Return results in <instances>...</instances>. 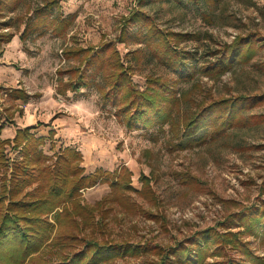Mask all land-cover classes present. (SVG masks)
Listing matches in <instances>:
<instances>
[{"label":"rangeland","instance_id":"obj_1","mask_svg":"<svg viewBox=\"0 0 264 264\" xmlns=\"http://www.w3.org/2000/svg\"><path fill=\"white\" fill-rule=\"evenodd\" d=\"M12 1L0 0V35H14L0 45L2 139L11 136L16 123L35 119L32 132H46L48 164L71 141L83 154L86 173L120 167L132 172L135 191L108 200L107 228L99 225L91 239L134 251L106 264H189L184 248L197 238L205 257L197 249L190 264H264V0H60L52 16L73 19L68 34L55 37L50 28L25 41L26 24L46 0H20L9 11ZM238 37L254 43L250 63H234L227 74L208 76L206 68L227 55ZM105 44L119 52L139 91L162 84L157 98L165 113L171 111L167 124L129 129L127 109L125 114L119 110L130 104L133 112L140 104L130 103L133 97L125 99L124 93L113 103L103 98L102 88L111 91L114 71L109 67H90L86 76L89 82L95 76L94 83L79 94L56 95L60 78H70L58 70L80 68L79 61L64 59V49ZM11 88L29 92L28 107L13 96L1 101L5 90L14 94ZM240 97L248 100L232 119L227 120V111L216 110L206 128L189 125L213 102ZM55 119H73L76 137L56 133L50 139L48 124ZM94 139L99 144L90 151ZM18 152L11 145L6 149L10 159ZM5 174L2 169L0 187ZM143 176L148 180L142 182ZM110 192L108 184H98L83 192V203L95 206ZM62 242L71 247L47 249L45 259L35 256L26 264H58L85 245L72 236ZM171 248L181 255L170 254Z\"/></svg>","mask_w":264,"mask_h":264},{"label":"trees","instance_id":"obj_2","mask_svg":"<svg viewBox=\"0 0 264 264\" xmlns=\"http://www.w3.org/2000/svg\"><path fill=\"white\" fill-rule=\"evenodd\" d=\"M19 1L13 0L9 11H12ZM59 3L60 0H46L42 7H38L35 10V19H30L26 24L21 39L25 41L32 33H39L40 37L44 36L49 33L50 28H52L55 37L67 35L73 19L52 16L54 8H57ZM13 36L12 33L1 34L0 45L10 42ZM65 49L64 59L72 60L75 63L79 61L80 68L58 70V74L61 76L65 73L70 75L68 82L63 81L62 77L60 78L58 94L63 96L68 92L79 94L82 89L89 88L94 83L91 79L95 76L89 77L90 82L86 76L90 67L94 66L95 68L96 66V70L97 67L100 70L109 67L114 71L111 75V91L105 93V89L102 88L103 98L113 103L119 96L118 94L124 93L125 99L133 97L130 103L140 104L133 112L128 110L130 104H126L119 110L120 113L125 114L127 109L128 116L125 114L124 119L129 129L138 125L144 126V128H149L152 125H165L172 118L171 111L165 113L160 107V99L157 98L161 90L164 89L162 84H156V88L139 91L132 84L131 69L125 67L119 57V52L112 50V46L109 44L102 45L97 49L73 47ZM172 49L174 54L178 53L176 48ZM228 49L227 55L206 68L205 73L208 76L215 73L219 76L227 74L234 63L249 64L256 53L254 43L244 37H238L228 46ZM105 54L106 57H103ZM150 83L153 84L152 80L148 79V84ZM172 92L175 91L172 90ZM12 93L18 94V98L28 97L23 90H13ZM140 99L144 106L139 101ZM247 100L245 97H240L213 102L204 107L189 125H194L198 131L206 128L215 121L212 119L216 110L227 111L229 113L227 120H230L234 117L236 109L245 104ZM177 102L178 100H175V104ZM8 123H12V121ZM4 128L3 114L0 112V171L5 169L6 172L5 183L0 187V209H2L0 264H26L28 261L34 260L35 256L38 259H45L44 251L47 249L71 247L65 244L66 242H62V239L70 236L76 243L85 242V245L71 258H62L58 264H106L112 259L131 254L134 251V248L129 245L124 247L123 244L120 246L119 244L99 243L91 239L98 227L107 228L104 205L108 200H120L124 191H135L131 181L133 175L130 170L120 167L113 172L96 169L92 173H86L82 166L83 154L73 147L60 148V151L54 155L55 162L50 165L48 164L50 158L43 150L48 140L45 136H38L32 132L33 127H28L18 129L14 139H2ZM55 134V131H50L49 138L52 139ZM10 145L13 150L20 153L15 159H10L6 155V149ZM9 171L10 177L8 178ZM141 180L144 182L148 179L143 176ZM98 184H108L110 195L95 206L84 204L83 192ZM57 228L60 233L58 237H56ZM189 243L196 245V247L189 245V248H184L185 259L190 264V261L192 263V254H196L197 249L199 251L198 247L201 242L197 238ZM169 252L181 255L178 249L171 248ZM198 254L204 259L205 254L201 250ZM158 255L160 256V253ZM249 257L252 260L255 259L253 255ZM179 258L183 261L182 257L179 256Z\"/></svg>","mask_w":264,"mask_h":264},{"label":"crops","instance_id":"obj_3","mask_svg":"<svg viewBox=\"0 0 264 264\" xmlns=\"http://www.w3.org/2000/svg\"><path fill=\"white\" fill-rule=\"evenodd\" d=\"M12 89H14V88H11L10 93L13 92ZM16 90H23V88H17ZM5 91H6V93L7 92L9 93V90H5ZM23 91H25V90H23ZM25 92L28 95V97L24 99L26 101H22L21 98H18V94H15V93L13 95L12 94L7 95L8 93L7 94L2 93L4 95H2V98L3 99L1 101H3L4 98L12 97L13 96L15 98V100H17V102L19 103V105H23V106L28 107L29 105L28 104L26 105V103H28V101L30 100V95H29V92H27V91H25ZM56 93H58L57 90H56ZM68 94H70V92H68ZM68 94H67V96H68ZM36 95L40 96L39 94H36ZM56 95L59 96V97H61V96L62 97H65L66 96V95L63 96V95H60V94H56ZM27 112L29 114L31 113V112L28 111V109H27ZM32 121H35V119H33V120H27V121L23 120L20 123L19 122L16 123L15 130L11 132L12 134H11V136L8 139H14L15 134H16V131L18 129H25V128H28V127H33L32 124H30ZM74 122L75 121L73 119H67V120L66 119H62V120L61 119H55V120H52L48 125H51L49 127V129L51 131H55V133H57L58 137H60V138L61 137L73 138V137H76V127H77V126H75V123ZM45 134H46V132H44V134L43 135H40V136H46ZM98 144H99L98 141L97 140L95 141V139H94L93 142H92V144H91V146L88 149L90 151H92L93 148H96L98 146ZM72 145H75V144L71 143V141H70V144H68L67 147H72Z\"/></svg>","mask_w":264,"mask_h":264}]
</instances>
